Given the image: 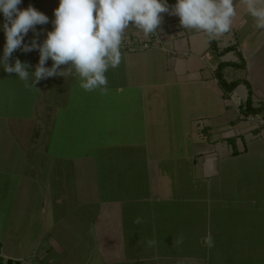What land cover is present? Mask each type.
Here are the masks:
<instances>
[{
  "label": "crops",
  "instance_id": "crops-1",
  "mask_svg": "<svg viewBox=\"0 0 264 264\" xmlns=\"http://www.w3.org/2000/svg\"><path fill=\"white\" fill-rule=\"evenodd\" d=\"M29 5L49 17L42 41L58 0L18 7ZM235 8L214 47L162 14L161 46L121 47L106 92L84 91L74 69L26 87L0 65V196L22 198L0 207L19 214L0 222V264H264V128H240L248 89L225 99L215 75L224 64L264 106V29L245 0ZM129 27L122 41L148 37ZM4 43L0 31V53ZM16 58L34 71L39 54Z\"/></svg>",
  "mask_w": 264,
  "mask_h": 264
},
{
  "label": "clouds",
  "instance_id": "clouds-1",
  "mask_svg": "<svg viewBox=\"0 0 264 264\" xmlns=\"http://www.w3.org/2000/svg\"><path fill=\"white\" fill-rule=\"evenodd\" d=\"M22 0H0V31L5 43L0 53V65L7 73H15L26 87H34L41 80L53 76L71 75L74 69L80 78L79 86L86 92L107 91L106 73L121 62V44L125 30L133 25L145 36L157 33L167 13L179 18L183 29L205 33L209 40L227 33L236 15L235 0H58L51 20L52 30L42 41L38 25L48 24L49 17L35 7H18ZM248 14L256 27L264 29V0H245ZM30 42L25 41L29 32ZM38 51L39 59L30 71V65L16 58L10 64L14 51ZM51 60V67L46 63ZM62 65L67 67L61 68ZM140 223L139 218L135 221ZM178 237L176 244H181ZM149 247L154 240L147 241Z\"/></svg>",
  "mask_w": 264,
  "mask_h": 264
},
{
  "label": "trees",
  "instance_id": "trees-1",
  "mask_svg": "<svg viewBox=\"0 0 264 264\" xmlns=\"http://www.w3.org/2000/svg\"><path fill=\"white\" fill-rule=\"evenodd\" d=\"M168 4L169 6H172L175 4V0H168ZM211 46L214 47V41L211 39ZM235 47H230L227 48L223 51V53H228L230 51H234ZM234 67H240L237 65H233ZM225 65L221 64L216 72V79L218 81V85L221 88V90L223 91V95L225 99H229L231 94L236 90V88L244 83L245 86L248 89V96L246 101L244 102V104H242L240 106V114L241 116L244 118V120H246L249 116H254V117H259L264 121V106H260V107H255L253 104V90L250 86V84L248 82L245 81H233V82H228L224 75H223V69H224ZM235 153V152H234Z\"/></svg>",
  "mask_w": 264,
  "mask_h": 264
},
{
  "label": "rangeland",
  "instance_id": "rangeland-1",
  "mask_svg": "<svg viewBox=\"0 0 264 264\" xmlns=\"http://www.w3.org/2000/svg\"><path fill=\"white\" fill-rule=\"evenodd\" d=\"M232 116H233V120L235 121L237 119V115L234 111H233ZM254 123L256 124L257 128H264V125L260 122V120H258V118L254 121ZM250 124H252L250 121H246V120L242 121V122H240V126H241L240 128H245L247 126H250ZM46 157H47V155L45 157H42V158L45 159ZM44 159H43V161H44ZM47 166H48L47 164L41 166V170L45 174H47V170H48ZM15 183H16V181H14V184ZM16 192H17V187L14 189H11L10 192L5 193V196H0V207L5 206L6 208H8V206H11L14 204L20 205V201L22 200V198L17 197V195L15 196ZM12 209H13L12 212L10 211L11 215H13V218L17 221L18 219H17L16 215H19V214L14 210V208H12ZM10 212L8 213V216H9ZM3 214H4V216H3ZM8 216H7V213L5 214V211L1 212V209H0V222H2L4 224V226H7V224L10 225V223L7 219Z\"/></svg>",
  "mask_w": 264,
  "mask_h": 264
},
{
  "label": "built area",
  "instance_id": "built-area-1",
  "mask_svg": "<svg viewBox=\"0 0 264 264\" xmlns=\"http://www.w3.org/2000/svg\"><path fill=\"white\" fill-rule=\"evenodd\" d=\"M160 46L161 38L155 33L150 34L145 39L127 37L122 41L121 44L122 49L130 54L146 52L154 48H159ZM257 118L264 125V121L259 117L249 116L246 120L254 122Z\"/></svg>",
  "mask_w": 264,
  "mask_h": 264
}]
</instances>
